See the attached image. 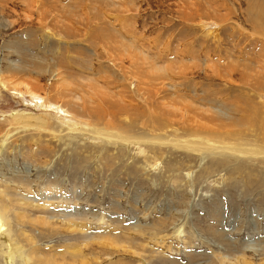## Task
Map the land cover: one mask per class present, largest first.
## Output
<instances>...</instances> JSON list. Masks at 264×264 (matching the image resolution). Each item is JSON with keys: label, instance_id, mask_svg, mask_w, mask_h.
<instances>
[{"label": "rangeland", "instance_id": "1", "mask_svg": "<svg viewBox=\"0 0 264 264\" xmlns=\"http://www.w3.org/2000/svg\"><path fill=\"white\" fill-rule=\"evenodd\" d=\"M3 206L0 264L264 262V0H0Z\"/></svg>", "mask_w": 264, "mask_h": 264}, {"label": "bare ground", "instance_id": "2", "mask_svg": "<svg viewBox=\"0 0 264 264\" xmlns=\"http://www.w3.org/2000/svg\"><path fill=\"white\" fill-rule=\"evenodd\" d=\"M6 82H3L2 81V84L5 85ZM26 87V86H25ZM4 88V87H3ZM29 88V86L27 85V87L25 88V90ZM22 93H25L27 95H30V96H33L35 99H37V103L39 104H42L45 109H53L54 110H59V112L61 113V116L63 118V120H66V123L67 121H70L71 117L72 116V113L67 109V108H64L62 105H58V104H55V103H46L45 102V97L38 94L37 92H34L33 90L31 89H27L25 92H21L20 94ZM187 103H191L190 101L187 100ZM124 110L126 108H124V106L122 107ZM219 111V114H220V111L219 109H215L213 110V113L215 114H209V113H203L205 116V118L207 119V121H213L216 117H218L216 114L218 113ZM223 112H221L222 114ZM10 121L17 125L18 127L20 128H24L26 127L29 123H32V121L34 120H37L39 122H42L43 125L45 124V120H44V117L36 112H33V111H27V110H15L13 113H11V116H10ZM3 119H5V117H3ZM221 119V118H220ZM72 121V120H71ZM207 121L206 122H203L201 123V127L199 128V131L203 130V129H208L210 127L214 128V124H210L208 123L207 124ZM89 129H91V131H93V133H96L97 135L102 136V137H116V141H120V143L123 144V142L125 143H128L130 142L127 138L125 137H129V136H126L125 134H122L121 132L119 131H115V130H111V129H100V128H97V127H90ZM209 130V129H208ZM207 131V130H206ZM9 134L6 135V137H8ZM156 136V135H154ZM161 136V135H160ZM156 137H159V136H156ZM213 137V136H212ZM210 138L209 136H206L205 134L203 135H200L199 133H194V134H190L189 135V138H188V149L189 151L193 152V153H199V152H202L203 149L204 150H208V149H211L213 151H219L221 150L222 152L223 151H231L234 156H238L241 154H248L250 152L253 151V148L251 147H242L241 144L239 143V145L241 146H237L236 144L235 145H228V144H223V143H219L218 140L214 139V138ZM137 138V137H136ZM6 140V139H5ZM4 140V141H5ZM106 140V139H105ZM143 141V140H142ZM174 141V140H172ZM185 141V139H184ZM133 142V141H132ZM136 143L140 142V141H135ZM180 142V140H179ZM183 142V141H182ZM166 143V142H165ZM184 143V142H183ZM130 144V143H129ZM238 144V143H237ZM137 145V144H136ZM202 147V149L200 148V146ZM250 145V144H249ZM248 146V145H247ZM180 147V145H179ZM178 147V148H179ZM184 149V148H183ZM255 149V148H254ZM185 150V149H184ZM210 150V152H211ZM256 150V149H255ZM212 151V152H213ZM228 153V152H227ZM231 153V155H232ZM2 210V212H1ZM0 210V246L1 247H4L2 250L3 252L6 254V260L9 262V260H11V258L13 257V254H14V251H13V243H12V239L10 237V232H4L5 230H7V228H4V225H6L3 221V218L1 217L2 216V213L3 211H6L7 210V207H2V209ZM39 220V219H38ZM40 222H42L43 220H39ZM69 221V220H68ZM7 226V225H6ZM89 228L88 225L86 224V222H72L68 224L67 226V231L69 232H73V231H84L85 229ZM10 231V230H9ZM86 231V230H85ZM84 231V232H85ZM18 245V244H17ZM77 248V247H76ZM1 249V248H0ZM81 249L80 247L76 249L77 253L78 251L80 252ZM20 253V252H19ZM4 254V255H5ZM1 255V254H0ZM12 262V261H11ZM247 264H250L249 261L246 262ZM9 264V263H8ZM261 264H264V262H262Z\"/></svg>", "mask_w": 264, "mask_h": 264}]
</instances>
